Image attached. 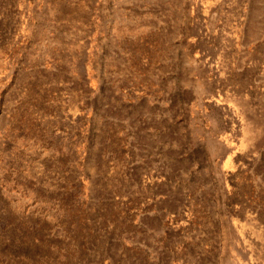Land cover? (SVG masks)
<instances>
[{"label":"rangeland","instance_id":"374dc122","mask_svg":"<svg viewBox=\"0 0 264 264\" xmlns=\"http://www.w3.org/2000/svg\"><path fill=\"white\" fill-rule=\"evenodd\" d=\"M0 264H264V0H0Z\"/></svg>","mask_w":264,"mask_h":264}]
</instances>
